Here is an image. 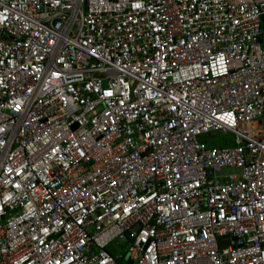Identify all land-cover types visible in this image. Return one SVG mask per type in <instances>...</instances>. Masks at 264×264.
<instances>
[{
  "label": "built area",
  "instance_id": "obj_1",
  "mask_svg": "<svg viewBox=\"0 0 264 264\" xmlns=\"http://www.w3.org/2000/svg\"><path fill=\"white\" fill-rule=\"evenodd\" d=\"M262 118L264 0H0V264H264Z\"/></svg>",
  "mask_w": 264,
  "mask_h": 264
},
{
  "label": "rangeland",
  "instance_id": "obj_2",
  "mask_svg": "<svg viewBox=\"0 0 264 264\" xmlns=\"http://www.w3.org/2000/svg\"><path fill=\"white\" fill-rule=\"evenodd\" d=\"M264 118H262L260 121H263ZM201 139L209 146H233L234 145V138L233 135L229 132H218V133H209L206 135L201 136ZM223 172H229L230 170L227 168H224L222 170ZM115 247V244L113 245V248Z\"/></svg>",
  "mask_w": 264,
  "mask_h": 264
},
{
  "label": "water",
  "instance_id": "obj_3",
  "mask_svg": "<svg viewBox=\"0 0 264 264\" xmlns=\"http://www.w3.org/2000/svg\"><path fill=\"white\" fill-rule=\"evenodd\" d=\"M137 228H138V225H136L134 228H133V232H136L137 231ZM220 243H223L222 242V238L219 239Z\"/></svg>",
  "mask_w": 264,
  "mask_h": 264
},
{
  "label": "trees",
  "instance_id": "obj_4",
  "mask_svg": "<svg viewBox=\"0 0 264 264\" xmlns=\"http://www.w3.org/2000/svg\"><path fill=\"white\" fill-rule=\"evenodd\" d=\"M110 251H111V249H110Z\"/></svg>",
  "mask_w": 264,
  "mask_h": 264
}]
</instances>
